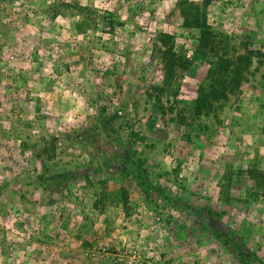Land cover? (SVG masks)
I'll return each instance as SVG.
<instances>
[{"label":"rangeland","instance_id":"374dc122","mask_svg":"<svg viewBox=\"0 0 264 264\" xmlns=\"http://www.w3.org/2000/svg\"><path fill=\"white\" fill-rule=\"evenodd\" d=\"M185 9L264 52V0H0V264H264V57L193 114L159 90L162 32L178 99L205 78Z\"/></svg>","mask_w":264,"mask_h":264},{"label":"trees","instance_id":"16d2710c","mask_svg":"<svg viewBox=\"0 0 264 264\" xmlns=\"http://www.w3.org/2000/svg\"><path fill=\"white\" fill-rule=\"evenodd\" d=\"M182 21L184 26H195L199 30V45L206 51L205 78L198 85L193 98L178 99L180 89L178 72L187 68V61L177 54L172 35L162 32L158 38L160 43L158 52L164 76L159 90L186 104L195 115L213 114L223 107V103L230 95L240 90L243 78L250 71L255 59L257 64L254 70L259 69L260 58L264 57V52L247 46L241 53L231 52L227 42L216 36L207 24L205 16L196 9L183 10ZM148 95L151 96L149 93ZM126 162L127 167H132L136 175L140 173V164L137 160L126 158Z\"/></svg>","mask_w":264,"mask_h":264},{"label":"built area","instance_id":"2783aa9c","mask_svg":"<svg viewBox=\"0 0 264 264\" xmlns=\"http://www.w3.org/2000/svg\"><path fill=\"white\" fill-rule=\"evenodd\" d=\"M99 253L106 254V247H99ZM141 250L135 241L126 243L120 250L112 253L115 261H126L132 264H138L141 257Z\"/></svg>","mask_w":264,"mask_h":264},{"label":"crops","instance_id":"0c3cea01","mask_svg":"<svg viewBox=\"0 0 264 264\" xmlns=\"http://www.w3.org/2000/svg\"><path fill=\"white\" fill-rule=\"evenodd\" d=\"M74 255L78 256L77 254H74ZM76 256H74V257H76ZM72 257H73V256H72Z\"/></svg>","mask_w":264,"mask_h":264}]
</instances>
